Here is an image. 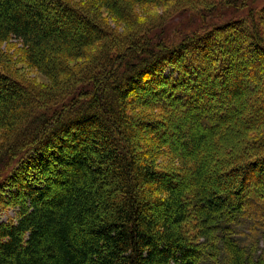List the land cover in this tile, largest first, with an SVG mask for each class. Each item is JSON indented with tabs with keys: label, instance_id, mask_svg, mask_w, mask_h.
<instances>
[{
	"label": "trees",
	"instance_id": "trees-1",
	"mask_svg": "<svg viewBox=\"0 0 264 264\" xmlns=\"http://www.w3.org/2000/svg\"><path fill=\"white\" fill-rule=\"evenodd\" d=\"M210 1L0 0V264H264V5Z\"/></svg>",
	"mask_w": 264,
	"mask_h": 264
},
{
	"label": "rangeland",
	"instance_id": "rangeland-1",
	"mask_svg": "<svg viewBox=\"0 0 264 264\" xmlns=\"http://www.w3.org/2000/svg\"><path fill=\"white\" fill-rule=\"evenodd\" d=\"M75 1H88V0H75ZM193 1V0H192ZM215 2L217 0H214ZM256 1V6H262L264 5V0H254V2ZM194 2L196 3V6L201 7L202 5H204L205 7H211V1L210 0H194ZM187 3V2H185ZM189 3V1H188ZM193 6V5H188L187 7H184L180 10L175 9V17L181 15V13L187 9L188 7ZM103 13V17H107V19H109V21H114V23L117 24V26L119 27V29H124V24L121 22H117L116 20H113V17L111 16V14L107 11V9L103 8L102 10ZM135 11L140 15V17L146 18L148 19H156L159 17V15H161L163 12V8H161L160 6H155V4L153 3H149V4H140L138 6H136ZM231 16V15H229ZM231 17H240L239 15H232ZM158 32V30L155 29V31L153 32V35ZM20 44L18 43V41L16 40H11L8 43H5L3 45V48L5 50V53L9 56V58H12L13 63H11V69L14 70L17 74V76L21 77V78H25V80L27 82H38L39 84H47L49 82L48 78L46 76H44L41 72H39L36 68L30 67L27 63H25L24 61H22L23 59L20 58L21 56V51H20ZM134 98V97H133ZM132 108L134 109V111L136 112H142V111H146L148 112V108L142 106L141 104H138L139 106H136L135 104H131ZM148 130V127L145 128V130L142 132L143 135L145 136L146 140V131ZM170 147L168 149H171V146H167ZM177 153V152H176ZM170 157L171 154L166 153L165 156L162 158V162H160V166H162V168H169L168 162L173 163V159L171 158L170 161ZM168 165V166H167ZM254 211V213H256V217L255 216H249V217H242L240 222H238L235 225V231L239 232V235H242L243 239L245 240V242L249 243L252 241L253 238H251V231H254L253 229V221L255 219L260 218L259 215V211L258 210H252ZM11 219H17V208L12 207V206H5V207H0V222H6L9 221ZM262 245V243H261Z\"/></svg>",
	"mask_w": 264,
	"mask_h": 264
}]
</instances>
